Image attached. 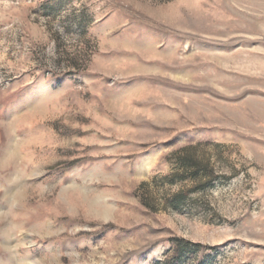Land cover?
Listing matches in <instances>:
<instances>
[{
  "label": "rangeland",
  "instance_id": "rangeland-1",
  "mask_svg": "<svg viewBox=\"0 0 264 264\" xmlns=\"http://www.w3.org/2000/svg\"><path fill=\"white\" fill-rule=\"evenodd\" d=\"M0 264H264V0H0Z\"/></svg>",
  "mask_w": 264,
  "mask_h": 264
},
{
  "label": "trees",
  "instance_id": "trees-1",
  "mask_svg": "<svg viewBox=\"0 0 264 264\" xmlns=\"http://www.w3.org/2000/svg\"><path fill=\"white\" fill-rule=\"evenodd\" d=\"M187 150V149H186Z\"/></svg>",
  "mask_w": 264,
  "mask_h": 264
}]
</instances>
